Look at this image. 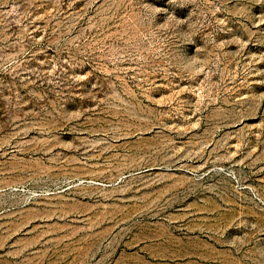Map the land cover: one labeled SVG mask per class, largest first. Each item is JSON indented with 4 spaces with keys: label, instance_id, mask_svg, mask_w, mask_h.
Masks as SVG:
<instances>
[{
    "label": "rangeland",
    "instance_id": "374dc122",
    "mask_svg": "<svg viewBox=\"0 0 264 264\" xmlns=\"http://www.w3.org/2000/svg\"><path fill=\"white\" fill-rule=\"evenodd\" d=\"M0 264H264V0H0Z\"/></svg>",
    "mask_w": 264,
    "mask_h": 264
}]
</instances>
